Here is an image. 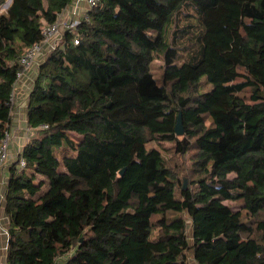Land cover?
Returning <instances> with one entry per match:
<instances>
[{"label":"trees","instance_id":"16d2710c","mask_svg":"<svg viewBox=\"0 0 264 264\" xmlns=\"http://www.w3.org/2000/svg\"><path fill=\"white\" fill-rule=\"evenodd\" d=\"M73 2L12 0L0 12V142L19 58ZM190 11L198 26H181ZM87 15L29 92L34 135L6 185V264H129L133 246L141 264H264V0H98ZM184 33L197 49L179 61ZM204 78L211 88L201 91ZM166 89L182 138L152 127L171 111ZM153 139L181 154L195 147V188L179 189L160 150L147 148Z\"/></svg>","mask_w":264,"mask_h":264},{"label":"rangeland","instance_id":"374dc122","mask_svg":"<svg viewBox=\"0 0 264 264\" xmlns=\"http://www.w3.org/2000/svg\"><path fill=\"white\" fill-rule=\"evenodd\" d=\"M6 9L7 7L2 5L0 7V12L5 11ZM190 12L193 15V18H190V17L187 18L185 13L181 14L180 16L181 26H186V24H188V22H186L187 20H190L193 25L198 26L197 18L194 16V13L192 11ZM194 28L197 29V27H194ZM177 46H178V51L180 53L179 61L189 59L190 55L195 53L197 49V48H194L196 47V43L194 39L191 40V38L186 33H184L182 38H179ZM164 69H165L164 56L162 54H158L156 55L155 60L151 64V70L154 76L158 79L160 83L162 82ZM210 88H211V85L207 82V80L205 78L202 79L200 90L206 91V90H209ZM242 94L246 96L247 98H249L251 96V91L247 89ZM166 96H167L168 102L170 103L171 111L163 121L152 122V127L155 130H161V131L174 130L176 123H177L178 111L176 109V102L174 100L173 95L168 89H166ZM70 136L74 140V142H78L81 139V136L76 133H70ZM179 138H182V136H180ZM147 148L149 149L157 148L160 150V152L162 153V155L164 156L166 160L168 167L172 169L174 175L178 177V179H180L181 181L179 183L180 185L179 189L181 188L182 184H184L185 187H188V186L192 188L196 187L195 180L201 175V173L197 171V164L195 163V159H196L195 158V153H196L195 147L190 148L187 153L181 154L176 151V145L174 142L159 141V140L153 139V140H150V142L147 144ZM57 154L59 158L62 160L64 149H58ZM234 175H235L234 173L229 174L230 177H233ZM225 203L228 204L234 210L243 209V203L241 201L226 200ZM244 214H245V211H244ZM131 251L132 253L130 254L129 264H141L140 259H139V253L137 255L136 247L133 246ZM62 260H64V257L58 258L57 264H61Z\"/></svg>","mask_w":264,"mask_h":264},{"label":"built area","instance_id":"2783aa9c","mask_svg":"<svg viewBox=\"0 0 264 264\" xmlns=\"http://www.w3.org/2000/svg\"><path fill=\"white\" fill-rule=\"evenodd\" d=\"M85 1L87 3V10L85 11L84 16L82 17L78 16V11L76 6H73L72 8L67 7L58 14L54 22L47 23L44 25L42 29V40L34 43L19 58V63L21 68L17 72L16 81L14 84L15 85L14 92L11 98L13 105L15 103V91L17 85L22 80H25L27 77H29L31 74H33V80L36 78L39 64L43 60H45L49 56V54H51L52 51L57 49L56 47L58 45V42L60 38L63 37L64 33L74 30L82 22L83 18L88 17L87 11L93 8L97 4L98 0H85ZM75 43L78 44L79 39L76 38ZM11 139H12V132L9 129L6 132L5 137L0 142V186L2 182L4 183L3 171L6 168V165L8 164L10 159ZM23 148L21 151L18 152V156H17L18 170H22L26 166V160L22 155ZM8 229L9 227L4 226V223H2V215L0 214V235L3 234L7 237V246H8V238H9ZM0 264H6V263L0 259Z\"/></svg>","mask_w":264,"mask_h":264},{"label":"crops","instance_id":"0c3cea01","mask_svg":"<svg viewBox=\"0 0 264 264\" xmlns=\"http://www.w3.org/2000/svg\"><path fill=\"white\" fill-rule=\"evenodd\" d=\"M73 6H76L78 11V16L80 17L84 16L85 11L87 10V3L85 0H74V2L69 7L72 8ZM34 80H33V74H31L29 77H27L25 80H22L17 85L15 91V105H14L12 120L10 124V130L12 132V139L10 144L11 147L10 159L8 164L6 165V168L3 171L4 183L2 182L0 186V214L2 215V223H4V226L6 227H9V220L5 212V202H6L5 192L7 189L6 185L8 183L10 176V170L12 165L16 164L17 162L18 152L22 150V148L26 145V143L30 139V136L33 135V131L29 129V125H28L27 109L29 103V92L31 91L34 85ZM6 258H7V237L2 234L0 235V259L6 263Z\"/></svg>","mask_w":264,"mask_h":264},{"label":"water","instance_id":"95a60500","mask_svg":"<svg viewBox=\"0 0 264 264\" xmlns=\"http://www.w3.org/2000/svg\"><path fill=\"white\" fill-rule=\"evenodd\" d=\"M12 2V1H11ZM11 4V3H10ZM10 4H7V8L10 6ZM5 5V4H4ZM175 132L177 134V136H183L185 133V126L183 123V117H182V112L178 113V117H177V123L175 126ZM125 168H123L120 172V174H123L125 172Z\"/></svg>","mask_w":264,"mask_h":264},{"label":"bare ground","instance_id":"6f19581e","mask_svg":"<svg viewBox=\"0 0 264 264\" xmlns=\"http://www.w3.org/2000/svg\"><path fill=\"white\" fill-rule=\"evenodd\" d=\"M12 1V0H11ZM11 1L8 3V0H7V2L5 3V5L4 6H6L7 7V4H10L11 3Z\"/></svg>","mask_w":264,"mask_h":264}]
</instances>
